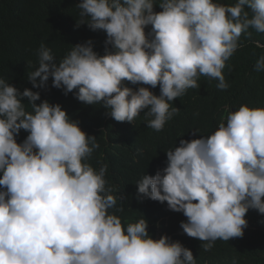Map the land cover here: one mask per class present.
Returning <instances> with one entry per match:
<instances>
[{
    "label": "clouds",
    "instance_id": "clouds-1",
    "mask_svg": "<svg viewBox=\"0 0 264 264\" xmlns=\"http://www.w3.org/2000/svg\"><path fill=\"white\" fill-rule=\"evenodd\" d=\"M76 8L77 28L106 33L105 54L88 40L57 62L41 44L27 80L43 89L51 77L52 87L65 95L78 90L76 99L102 105L117 122L132 123L144 112L146 126L157 132L180 112L172 101L200 87L199 76L227 90L222 70L241 35L250 36V28L264 33V0H81ZM254 70L264 72V55ZM125 81L159 85L160 94L134 91ZM38 100L39 91L21 92L0 78V264H196L179 241L154 240L143 216L125 225L109 211L117 196L107 186L108 166L86 162L99 147L96 138L59 104ZM21 130L28 135L18 144ZM166 156L162 171L136 183L137 200L182 212L187 222L180 227L206 242L205 252L217 240L243 237L249 209L264 215V107L241 105L214 132L181 139Z\"/></svg>",
    "mask_w": 264,
    "mask_h": 264
},
{
    "label": "trees",
    "instance_id": "trees-1",
    "mask_svg": "<svg viewBox=\"0 0 264 264\" xmlns=\"http://www.w3.org/2000/svg\"><path fill=\"white\" fill-rule=\"evenodd\" d=\"M80 2L0 0V78L21 92L25 88L39 91L37 105L45 100L53 105L59 104L87 136L96 138L99 147L86 162L97 170L102 165L108 166L107 186L112 187L117 196L116 208L123 209L122 212H117L116 208L109 211L120 217L125 225L143 216L148 221L147 231L154 240L166 235L173 242L179 241L192 251L196 264H264V215L257 210L249 209L246 213L247 227L243 237L217 240L213 248L205 252L202 244L206 242L187 236L180 227L182 222H187L182 212L171 211L167 202L147 198L138 202L136 185L143 175L154 176L167 166L166 151L175 145L178 147L181 139L191 141L214 132L222 117L241 105L264 107V72L254 70L256 61L264 55V48L256 47L255 41L264 44V33L250 28V36L241 35L239 48L222 70L229 84L227 90L217 88L218 80L199 76L197 83L200 87L188 89L183 96L172 101V106L180 112L157 132L146 126L150 118H146L144 112L132 123L117 122L102 105H87L76 99L78 90L65 95L62 88L52 87L51 77L43 89L33 88L27 80L38 67L37 53L41 44L51 50L57 62L71 51L72 46L88 40L93 41V50L98 55L105 54L107 35L104 31H92L87 25L76 27L79 19L76 5ZM214 2L233 5L236 0ZM154 11L158 13L162 9L155 5ZM151 30L152 26H147L146 35ZM124 84L134 91L148 87L154 95L160 94L159 85L152 88L127 81ZM23 102L30 112L27 99ZM27 135L21 130L16 137L17 143H22Z\"/></svg>",
    "mask_w": 264,
    "mask_h": 264
}]
</instances>
